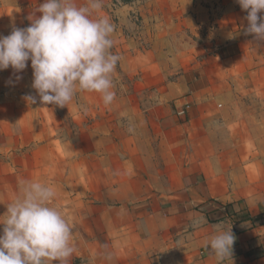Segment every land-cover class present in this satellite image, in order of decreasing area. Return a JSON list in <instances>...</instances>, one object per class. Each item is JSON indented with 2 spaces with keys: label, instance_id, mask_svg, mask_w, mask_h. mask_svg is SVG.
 Masks as SVG:
<instances>
[{
  "label": "crops",
  "instance_id": "0c3cea01",
  "mask_svg": "<svg viewBox=\"0 0 264 264\" xmlns=\"http://www.w3.org/2000/svg\"><path fill=\"white\" fill-rule=\"evenodd\" d=\"M157 1L170 5L167 0ZM132 3H122L119 9L124 13L121 8ZM196 3L216 14L206 49L199 52L190 42L182 48L172 42L173 36L183 30L181 26L190 33L194 31L190 24L195 21L189 14L179 24L170 20L168 29L148 32L153 40L151 50L140 46L141 39L146 38L143 32L128 36L129 41L136 42L123 45L119 67L129 74L158 67V73L147 81L163 85L160 100L167 102L175 97L176 86L187 89L185 71L200 56L201 64L213 69L204 92L210 101L217 87L218 109L198 115L192 101L186 145L179 147L166 135L151 143L161 145L168 154L164 152L157 162L148 152L142 156L145 173L141 178L158 179L157 186L146 182L139 192L128 194L117 205L91 203L89 209H81L79 216L68 220L84 236L78 237L75 232V251L67 264H218L207 247L218 224L231 227L236 237L232 264H264V42L244 34L246 12L235 0ZM154 15L156 24L161 25L162 19ZM12 70L0 71V90L10 80L16 84L28 80L24 72L13 74ZM16 75L22 78L16 80ZM212 113L218 114V122L210 119ZM154 114L157 118L160 115L157 111ZM197 120L203 121L197 124ZM5 122L0 103V195L5 193L12 201L20 193L19 180L25 176L31 181L44 178V171L35 172L32 166V174L19 172L21 168L11 167L13 159H4L6 148L19 149L26 144L19 138L10 145L9 135L18 128ZM31 129V125L25 127ZM35 161L43 170L45 159H26L24 163L34 165ZM150 163L158 168L149 170ZM7 178L16 181L10 192L3 184ZM2 206L0 201V215ZM60 210L66 216L65 207Z\"/></svg>",
  "mask_w": 264,
  "mask_h": 264
},
{
  "label": "rangeland",
  "instance_id": "374dc122",
  "mask_svg": "<svg viewBox=\"0 0 264 264\" xmlns=\"http://www.w3.org/2000/svg\"><path fill=\"white\" fill-rule=\"evenodd\" d=\"M10 1L4 0L0 4L2 36L9 35L13 26L20 28L29 26L31 21L28 17L43 3L41 0L35 2L21 0L20 3ZM77 2L83 4L85 0ZM167 2L169 6L165 1L163 4L157 0H133L128 3H132L130 7L121 8L122 11L125 9L123 13L119 9L123 2L103 0L100 15L108 17L114 26L112 53L121 59L123 45L128 47L136 42L129 41L128 36L140 35L142 32L146 34V38L141 39L140 46L153 49V40L148 32L152 34L168 29L170 20L179 24L183 17L189 14L195 21L190 24L194 31L190 33L181 26L183 30L175 33L172 42L176 41L180 48L190 42L193 48L199 49V52L206 49L211 29L216 23V14L201 7V4L196 3L197 0ZM217 12L216 9L215 13ZM154 14L162 19L161 25L156 24ZM119 61L112 75L115 98L107 106L103 104L98 93L80 91H77L73 100L62 108L42 105L39 102L29 104L24 96L36 95L31 87L33 76L30 61L23 71L28 77L27 81L3 84L0 90L4 119L18 128V131L9 135L10 145L19 138L26 142L25 146L19 149L6 148L2 152L4 159H13L11 167L21 168L19 172L26 171L32 174V166L35 167V172L44 171V178L33 181L46 182L54 187L56 191L54 205L59 209L65 207L67 221L79 216L81 209H89L91 203L99 206L106 202L117 205L128 194L139 192L146 182L157 186L160 182L158 179L151 178L145 181L141 178V174L145 173V159L142 156L149 153L157 162L163 159L162 155L165 152L161 145L154 146L151 143L154 141L156 144L166 135L179 147L182 144L186 145V129L191 119L189 110L192 101L198 115L208 109L210 111L218 109L217 87L210 94V101L206 98L208 93L204 92L207 76L213 69L202 65L200 56L193 62L192 67L185 71L188 79L187 89L183 91L181 85L176 86L175 97L167 102L160 100L163 85L147 81L158 73V67L147 68L143 73L129 74L121 70ZM11 72L14 74L13 70ZM185 105L186 113L179 114ZM155 111L160 113L158 118L154 114ZM210 119L218 122L219 116L212 113ZM197 121L195 123L200 124L203 120ZM27 125H31L32 129L25 130ZM147 141H150L149 145ZM178 153L181 155L180 148ZM26 159L29 161L45 159L44 169L41 170L36 161L34 165H26L24 163ZM157 168V164H149V170L154 171ZM23 180L31 181L26 176ZM15 183L14 178H7L3 184L10 192ZM0 201L3 205V215L11 197L3 193L0 195ZM70 227L72 237L75 232L78 237L84 236L80 229Z\"/></svg>",
  "mask_w": 264,
  "mask_h": 264
},
{
  "label": "clouds",
  "instance_id": "9594fccd",
  "mask_svg": "<svg viewBox=\"0 0 264 264\" xmlns=\"http://www.w3.org/2000/svg\"><path fill=\"white\" fill-rule=\"evenodd\" d=\"M235 2L246 12L244 34L264 42V0ZM102 7L103 0H43L28 17L29 26L0 35V71L21 73L31 62L36 95H25L26 102L62 108L77 91L98 93L106 106L113 102L112 75L120 57L111 51L114 26L100 15ZM19 184L20 193L0 215V264H67L75 251L72 228L54 205V187L23 179ZM235 240L231 227L215 226L207 247L218 264H232Z\"/></svg>",
  "mask_w": 264,
  "mask_h": 264
},
{
  "label": "built area",
  "instance_id": "2783aa9c",
  "mask_svg": "<svg viewBox=\"0 0 264 264\" xmlns=\"http://www.w3.org/2000/svg\"><path fill=\"white\" fill-rule=\"evenodd\" d=\"M186 108H187V105H185V107H182V109H180L179 111V114L184 115L186 113V110H185Z\"/></svg>",
  "mask_w": 264,
  "mask_h": 264
},
{
  "label": "trees",
  "instance_id": "16d2710c",
  "mask_svg": "<svg viewBox=\"0 0 264 264\" xmlns=\"http://www.w3.org/2000/svg\"><path fill=\"white\" fill-rule=\"evenodd\" d=\"M119 1H121V2H123V3H129V2H131V1H133V0H119Z\"/></svg>",
  "mask_w": 264,
  "mask_h": 264
}]
</instances>
